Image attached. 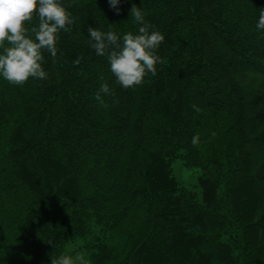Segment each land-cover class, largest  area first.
Returning a JSON list of instances; mask_svg holds the SVG:
<instances>
[{"label": "trees", "instance_id": "16d2710c", "mask_svg": "<svg viewBox=\"0 0 264 264\" xmlns=\"http://www.w3.org/2000/svg\"><path fill=\"white\" fill-rule=\"evenodd\" d=\"M58 3L75 22L42 51L47 79L0 75V264H264V0ZM133 4L164 41L124 89L87 28L138 35Z\"/></svg>", "mask_w": 264, "mask_h": 264}, {"label": "clouds", "instance_id": "9594fccd", "mask_svg": "<svg viewBox=\"0 0 264 264\" xmlns=\"http://www.w3.org/2000/svg\"><path fill=\"white\" fill-rule=\"evenodd\" d=\"M107 2L115 14L119 15L120 0ZM34 14L39 23L30 29L35 38L32 39L26 34L25 22L31 21ZM129 15L137 24L142 25L138 29V35L134 36L129 32L121 38L112 31L102 32L93 27L87 28L89 46L97 56L107 55L110 71L124 89L140 85L146 73L152 76L157 74L156 64L160 57L155 53L164 41L160 32L150 31L153 26L145 21V14L140 7L133 4ZM74 22L75 18L58 0H0V45L5 41L11 45L0 54V75L13 85H22L30 77L47 79L48 74L41 66L44 59L42 51L46 50L52 57H56L60 52L57 47L60 32H70ZM256 27L264 30V9L259 11ZM81 59L79 57L73 61L74 65H79ZM101 93L111 94L107 84H102L95 94V99L103 103ZM192 107L197 113L202 111L196 105ZM198 143L199 137L193 136L192 145L195 147ZM52 243L51 240L48 241V244ZM76 260L85 264L82 255L77 256ZM51 264H74V261L61 255L57 259H51Z\"/></svg>", "mask_w": 264, "mask_h": 264}, {"label": "rangeland", "instance_id": "374dc122", "mask_svg": "<svg viewBox=\"0 0 264 264\" xmlns=\"http://www.w3.org/2000/svg\"><path fill=\"white\" fill-rule=\"evenodd\" d=\"M173 170L175 177L180 184H183L184 186L190 188L193 191H198V188L196 187L197 184L196 170L183 167V165H181V162L179 160H176L173 163ZM81 255L84 257L83 253L78 251L75 255L71 257V259L74 261V264H81L80 261L76 260V257ZM84 262L85 264H87L85 258H84Z\"/></svg>", "mask_w": 264, "mask_h": 264}]
</instances>
